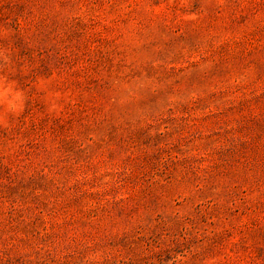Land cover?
Segmentation results:
<instances>
[{
	"label": "rangeland",
	"instance_id": "1",
	"mask_svg": "<svg viewBox=\"0 0 264 264\" xmlns=\"http://www.w3.org/2000/svg\"><path fill=\"white\" fill-rule=\"evenodd\" d=\"M0 264H264V0H0Z\"/></svg>",
	"mask_w": 264,
	"mask_h": 264
}]
</instances>
